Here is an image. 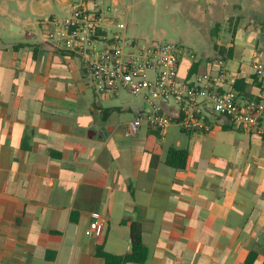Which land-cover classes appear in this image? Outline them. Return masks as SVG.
<instances>
[{"label": "crops", "instance_id": "0c3cea01", "mask_svg": "<svg viewBox=\"0 0 264 264\" xmlns=\"http://www.w3.org/2000/svg\"><path fill=\"white\" fill-rule=\"evenodd\" d=\"M81 1L120 22L96 1L56 11L68 16ZM13 5L23 36L0 42V264H104L97 248L129 253L132 223L144 264H245L251 252L264 264V115L250 132L220 119L207 133L172 125L162 139L143 126L128 137L143 100L96 93L83 58L44 46L40 22L66 17L45 15L51 0ZM231 42L225 67L238 99H255L250 64L264 37L237 30ZM216 57L180 58L178 78L210 73ZM171 148L187 151L183 170L165 165ZM94 214L105 219L100 238L85 235Z\"/></svg>", "mask_w": 264, "mask_h": 264}, {"label": "built area", "instance_id": "2783aa9c", "mask_svg": "<svg viewBox=\"0 0 264 264\" xmlns=\"http://www.w3.org/2000/svg\"><path fill=\"white\" fill-rule=\"evenodd\" d=\"M40 25L44 46L84 59L87 85L96 93L110 96L125 90L143 100L146 108L137 111L125 127L128 137L135 136L143 126L158 132L162 139L172 125L185 133H207L220 119L230 120L244 132L260 129L259 120L264 115V53L250 64L260 85L259 95L240 102L234 89L236 80L222 58L216 57L210 73L180 80V58L196 62L193 53L173 44L129 40L126 19L113 25L103 12L87 8L84 1L65 18L43 19ZM164 108L172 109V113ZM105 225V219L94 214L85 235L100 238Z\"/></svg>", "mask_w": 264, "mask_h": 264}, {"label": "rangeland", "instance_id": "374dc122", "mask_svg": "<svg viewBox=\"0 0 264 264\" xmlns=\"http://www.w3.org/2000/svg\"><path fill=\"white\" fill-rule=\"evenodd\" d=\"M15 0H0V42L17 40L23 27L11 19L18 15ZM79 0H51L45 15L63 18L56 8ZM107 5L127 23V39L173 44L196 58L214 57L217 47L230 44L237 30L264 37V0H87ZM123 14V17H122ZM19 28V31L13 29ZM112 31L115 32V29ZM260 40V39H259Z\"/></svg>", "mask_w": 264, "mask_h": 264}, {"label": "trees", "instance_id": "16d2710c", "mask_svg": "<svg viewBox=\"0 0 264 264\" xmlns=\"http://www.w3.org/2000/svg\"><path fill=\"white\" fill-rule=\"evenodd\" d=\"M217 57L223 60L232 58L233 54V42L230 43L228 48L217 47ZM238 90L237 86H234ZM187 162V151L181 149L171 148L168 150L165 165L171 168L183 170ZM129 241L130 251L124 255H115L107 253L103 248H97L96 255L103 259L104 264H144L148 257L146 247L142 242V229L139 224L132 223L129 226ZM257 258L256 253H249L246 258L245 264H251Z\"/></svg>", "mask_w": 264, "mask_h": 264}, {"label": "water", "instance_id": "95a60500", "mask_svg": "<svg viewBox=\"0 0 264 264\" xmlns=\"http://www.w3.org/2000/svg\"><path fill=\"white\" fill-rule=\"evenodd\" d=\"M13 29H14L15 31H17V28L13 27Z\"/></svg>", "mask_w": 264, "mask_h": 264}]
</instances>
